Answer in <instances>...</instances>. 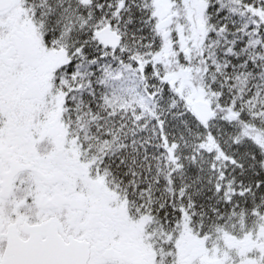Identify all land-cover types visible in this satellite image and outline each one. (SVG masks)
Returning <instances> with one entry per match:
<instances>
[{"label": "snow or ice", "instance_id": "1", "mask_svg": "<svg viewBox=\"0 0 264 264\" xmlns=\"http://www.w3.org/2000/svg\"><path fill=\"white\" fill-rule=\"evenodd\" d=\"M0 264H264V0H0Z\"/></svg>", "mask_w": 264, "mask_h": 264}]
</instances>
